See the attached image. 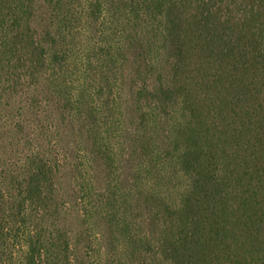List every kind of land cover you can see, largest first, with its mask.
I'll return each mask as SVG.
<instances>
[{
	"label": "trees",
	"instance_id": "1",
	"mask_svg": "<svg viewBox=\"0 0 264 264\" xmlns=\"http://www.w3.org/2000/svg\"><path fill=\"white\" fill-rule=\"evenodd\" d=\"M38 3L59 29L40 27ZM116 6L136 32L149 26L154 80L135 99L155 124L172 123L164 141L186 180L179 202L151 209L149 264H264V0H0V96L57 80L72 21L105 20ZM57 164L31 150L0 173V264L94 263L57 223Z\"/></svg>",
	"mask_w": 264,
	"mask_h": 264
},
{
	"label": "rangeland",
	"instance_id": "2",
	"mask_svg": "<svg viewBox=\"0 0 264 264\" xmlns=\"http://www.w3.org/2000/svg\"><path fill=\"white\" fill-rule=\"evenodd\" d=\"M116 8L105 20L72 21L73 32L61 43L69 47L68 64L59 67L57 80L48 76L11 96L2 93L0 173L6 164L17 168L31 150L44 151L58 163L55 186L63 210L57 223L76 235L82 247L77 256L93 264H149L151 209L179 202L186 180L170 163L164 141L172 123L155 124L148 101L137 105L135 99L154 80L149 26L136 32ZM37 18L44 28L55 19L58 29L62 24L41 3ZM105 45L112 49L108 55ZM81 91L85 105L67 106L68 96Z\"/></svg>",
	"mask_w": 264,
	"mask_h": 264
}]
</instances>
